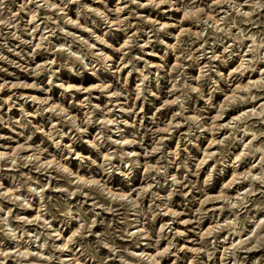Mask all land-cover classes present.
Listing matches in <instances>:
<instances>
[{"label": "rangeland", "instance_id": "374dc122", "mask_svg": "<svg viewBox=\"0 0 264 264\" xmlns=\"http://www.w3.org/2000/svg\"><path fill=\"white\" fill-rule=\"evenodd\" d=\"M0 264H264V0H0Z\"/></svg>", "mask_w": 264, "mask_h": 264}]
</instances>
